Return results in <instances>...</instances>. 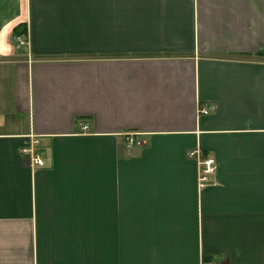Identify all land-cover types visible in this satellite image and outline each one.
Returning <instances> with one entry per match:
<instances>
[{"label":"crops","instance_id":"0c3cea01","mask_svg":"<svg viewBox=\"0 0 264 264\" xmlns=\"http://www.w3.org/2000/svg\"><path fill=\"white\" fill-rule=\"evenodd\" d=\"M0 264H264V0H0Z\"/></svg>","mask_w":264,"mask_h":264},{"label":"built area","instance_id":"2783aa9c","mask_svg":"<svg viewBox=\"0 0 264 264\" xmlns=\"http://www.w3.org/2000/svg\"><path fill=\"white\" fill-rule=\"evenodd\" d=\"M18 40H20V43H25L24 40H21L20 37H18ZM215 106L213 104H207L203 105L199 108L200 113H210L213 111ZM88 125L85 124L83 128H87ZM127 144L129 147H133L135 145H140L141 141L138 140L133 136V134H130L127 137ZM22 153L28 154L30 158L39 166H44V160L41 158L40 153L38 151V141L37 140H31V143L24 146L22 148ZM188 156L196 158L198 160V163L200 165V172H199V182L201 186H205L206 184H209L211 182V175L216 172L217 167V160L212 155H203L200 148H195L190 151H188Z\"/></svg>","mask_w":264,"mask_h":264},{"label":"trees","instance_id":"16d2710c","mask_svg":"<svg viewBox=\"0 0 264 264\" xmlns=\"http://www.w3.org/2000/svg\"><path fill=\"white\" fill-rule=\"evenodd\" d=\"M16 34H20V32H21V30H19V28L18 29H16Z\"/></svg>","mask_w":264,"mask_h":264},{"label":"rangeland","instance_id":"374dc122","mask_svg":"<svg viewBox=\"0 0 264 264\" xmlns=\"http://www.w3.org/2000/svg\"><path fill=\"white\" fill-rule=\"evenodd\" d=\"M22 38V37H21ZM15 39H17V42L19 43V44H21L20 43V40H18V37H16ZM22 40H24V38H22Z\"/></svg>","mask_w":264,"mask_h":264}]
</instances>
